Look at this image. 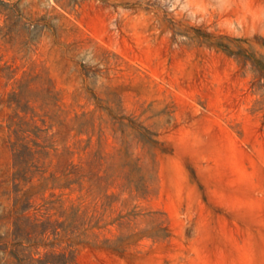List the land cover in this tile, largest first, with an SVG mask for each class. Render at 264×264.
Returning <instances> with one entry per match:
<instances>
[{"label": "rangeland", "instance_id": "rangeland-1", "mask_svg": "<svg viewBox=\"0 0 264 264\" xmlns=\"http://www.w3.org/2000/svg\"><path fill=\"white\" fill-rule=\"evenodd\" d=\"M0 264H264V0H0Z\"/></svg>", "mask_w": 264, "mask_h": 264}]
</instances>
